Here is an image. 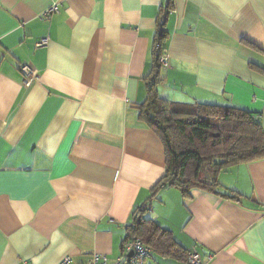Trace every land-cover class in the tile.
I'll list each match as a JSON object with an SVG mask.
<instances>
[{
	"label": "crops",
	"instance_id": "0c3cea01",
	"mask_svg": "<svg viewBox=\"0 0 264 264\" xmlns=\"http://www.w3.org/2000/svg\"><path fill=\"white\" fill-rule=\"evenodd\" d=\"M157 71L161 98L250 112L264 131V0H0V264L114 262L140 207L203 264H264V158L215 191L153 196L166 152L139 110ZM151 249L146 264H188Z\"/></svg>",
	"mask_w": 264,
	"mask_h": 264
},
{
	"label": "trees",
	"instance_id": "16d2710c",
	"mask_svg": "<svg viewBox=\"0 0 264 264\" xmlns=\"http://www.w3.org/2000/svg\"><path fill=\"white\" fill-rule=\"evenodd\" d=\"M166 37L164 24H159L157 39L163 42ZM155 65L160 68L157 58ZM158 72L148 82V98L139 110L166 152V173L153 196L163 186L177 188L185 196L195 188L215 191L222 170L264 158V131L253 114L233 107L165 100L155 87ZM146 212L144 207L135 210L125 243L140 238L162 256L187 259L188 252L177 247L172 233L146 218Z\"/></svg>",
	"mask_w": 264,
	"mask_h": 264
},
{
	"label": "built area",
	"instance_id": "2783aa9c",
	"mask_svg": "<svg viewBox=\"0 0 264 264\" xmlns=\"http://www.w3.org/2000/svg\"><path fill=\"white\" fill-rule=\"evenodd\" d=\"M59 12L58 5H54L44 12L42 20L49 19L54 13ZM164 20L160 24H164ZM49 37L43 38L36 44L38 48L48 44ZM154 54L158 59L160 67H168V56L163 42L156 39L154 44ZM21 73L24 76V84L29 86L34 80L38 79L37 72L29 65H21ZM152 249L145 245L140 238H133L127 241L123 246V255L114 262H109L107 258L99 253H93L85 264H146L147 259L152 255ZM210 259V257H209ZM188 264H203L202 256L197 251H190L187 255ZM58 264H71V258L66 257Z\"/></svg>",
	"mask_w": 264,
	"mask_h": 264
},
{
	"label": "water",
	"instance_id": "95a60500",
	"mask_svg": "<svg viewBox=\"0 0 264 264\" xmlns=\"http://www.w3.org/2000/svg\"><path fill=\"white\" fill-rule=\"evenodd\" d=\"M215 163H216V164H222L223 161H222V160H216Z\"/></svg>",
	"mask_w": 264,
	"mask_h": 264
},
{
	"label": "rangeland",
	"instance_id": "374dc122",
	"mask_svg": "<svg viewBox=\"0 0 264 264\" xmlns=\"http://www.w3.org/2000/svg\"><path fill=\"white\" fill-rule=\"evenodd\" d=\"M162 67H160V69H161Z\"/></svg>",
	"mask_w": 264,
	"mask_h": 264
}]
</instances>
